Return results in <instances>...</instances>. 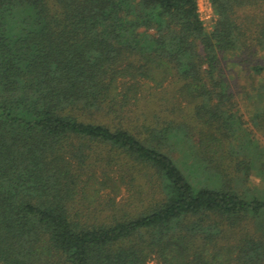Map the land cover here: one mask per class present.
Instances as JSON below:
<instances>
[{"label":"trees","instance_id":"trees-1","mask_svg":"<svg viewBox=\"0 0 264 264\" xmlns=\"http://www.w3.org/2000/svg\"><path fill=\"white\" fill-rule=\"evenodd\" d=\"M210 4L0 0V264H264V0Z\"/></svg>","mask_w":264,"mask_h":264},{"label":"rangeland","instance_id":"rangeland-1","mask_svg":"<svg viewBox=\"0 0 264 264\" xmlns=\"http://www.w3.org/2000/svg\"><path fill=\"white\" fill-rule=\"evenodd\" d=\"M197 2H198L199 14H200V17L204 23V26L206 27L207 30H210L211 26L215 20V16H214V14L211 13V11L209 9V7H210L209 2H208V0H197ZM212 12H213V10H212ZM244 57L245 56H243V60H244ZM259 60L263 61L264 58L259 57ZM248 64H249L248 61L244 60L243 63L241 62L239 68L242 69L243 66L246 67ZM237 75H238V73L233 71V70L227 73V77L229 79V82L232 86V89H234V90L237 89V82H238L237 81V78H238ZM242 82L243 81H240V83H242ZM240 98H241V94L239 93L238 99H239L240 104L243 106L244 103ZM242 112H243V109H242ZM244 116H245L244 119L246 120L248 127L251 130H253L252 123L249 120L248 115L245 113ZM256 135L258 136V134H256ZM259 138H260L261 142L264 143V138H262L260 136H259ZM113 175L115 176L116 173H114ZM117 176H118V174L116 175V177ZM193 177H194V175H193ZM139 189H140V187H139L138 181L133 182L132 180H130V177L128 176L127 178H125L124 183L121 184L119 192L116 195L114 193H112L110 190H105L101 193V199H106L109 196H111V197L115 198V202L118 204H126V203L128 204L129 202H133L136 199ZM149 264H158V262L155 258H151L149 260Z\"/></svg>","mask_w":264,"mask_h":264},{"label":"built area","instance_id":"built-area-1","mask_svg":"<svg viewBox=\"0 0 264 264\" xmlns=\"http://www.w3.org/2000/svg\"><path fill=\"white\" fill-rule=\"evenodd\" d=\"M208 2H209V6H210L209 9H210L211 13L213 14L211 4H210V0H208Z\"/></svg>","mask_w":264,"mask_h":264}]
</instances>
